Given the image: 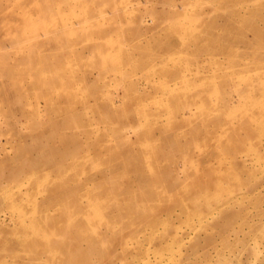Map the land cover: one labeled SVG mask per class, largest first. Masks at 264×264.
I'll use <instances>...</instances> for the list:
<instances>
[{
    "label": "rangeland",
    "instance_id": "374dc122",
    "mask_svg": "<svg viewBox=\"0 0 264 264\" xmlns=\"http://www.w3.org/2000/svg\"><path fill=\"white\" fill-rule=\"evenodd\" d=\"M213 1L0 0V264H264L262 133L198 104Z\"/></svg>",
    "mask_w": 264,
    "mask_h": 264
},
{
    "label": "bare ground",
    "instance_id": "6f19581e",
    "mask_svg": "<svg viewBox=\"0 0 264 264\" xmlns=\"http://www.w3.org/2000/svg\"><path fill=\"white\" fill-rule=\"evenodd\" d=\"M219 1L222 3L224 0H214L210 5L209 13L207 12L209 6L202 5L199 17L201 28L198 65L202 87L198 93V104H209L213 110L217 106L215 119H211V122L204 124L203 127L210 126L208 130L216 128L222 120L226 125L238 128L230 139H239V132L242 130L250 136L255 132H261L264 139V115L261 117L248 115L247 108L251 102L242 101L246 95L261 101L262 97L257 95L262 96L264 93V71H261L264 64V51H258V48L263 47L261 27L264 25V5L257 3L258 0H251L254 3L251 6L234 8L233 4L227 0L224 8L229 11V13L226 12L228 22H231L233 26V32L230 35L234 36L224 39L225 47H221L220 42L217 41L219 35L215 36V29H209L206 21L209 15L215 16L216 4ZM221 40H223L222 35ZM235 75L243 76V80L237 81L232 77ZM243 87H247L248 90L246 94L239 95L238 104L235 105L233 93L242 90ZM226 88L230 91L225 90ZM238 108L243 110L236 118L235 113ZM237 120L241 121V125L236 127Z\"/></svg>",
    "mask_w": 264,
    "mask_h": 264
}]
</instances>
